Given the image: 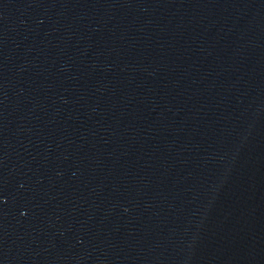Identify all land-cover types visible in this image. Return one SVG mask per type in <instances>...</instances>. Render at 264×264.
Returning a JSON list of instances; mask_svg holds the SVG:
<instances>
[{"label": "water", "instance_id": "1", "mask_svg": "<svg viewBox=\"0 0 264 264\" xmlns=\"http://www.w3.org/2000/svg\"><path fill=\"white\" fill-rule=\"evenodd\" d=\"M0 264H264V0H0Z\"/></svg>", "mask_w": 264, "mask_h": 264}]
</instances>
